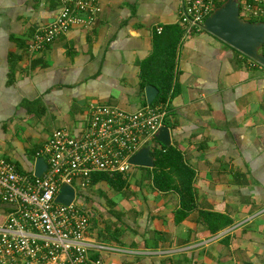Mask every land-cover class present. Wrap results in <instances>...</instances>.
Returning <instances> with one entry per match:
<instances>
[{
	"label": "crops",
	"instance_id": "1",
	"mask_svg": "<svg viewBox=\"0 0 264 264\" xmlns=\"http://www.w3.org/2000/svg\"><path fill=\"white\" fill-rule=\"evenodd\" d=\"M181 2L100 0L89 23L32 51L58 0H0V158L32 171L51 132H80L91 103L145 105L140 67ZM175 60L163 124L195 171L194 206L154 187L152 166L134 164L121 190L90 177L77 201L92 212L87 252L104 264H264V69L204 28L181 37ZM10 209L0 201V222ZM212 211L231 222L211 231Z\"/></svg>",
	"mask_w": 264,
	"mask_h": 264
},
{
	"label": "built area",
	"instance_id": "2",
	"mask_svg": "<svg viewBox=\"0 0 264 264\" xmlns=\"http://www.w3.org/2000/svg\"><path fill=\"white\" fill-rule=\"evenodd\" d=\"M224 1L182 0L177 21L184 31L182 37L203 29L206 16ZM99 2L58 0L57 13L34 30L28 49H44L71 27L89 23V14L101 9ZM237 2L242 18L264 20V0ZM161 29L156 27L158 32ZM249 62L264 69L251 57ZM166 113L167 101L132 110L91 103L80 132L55 128L36 151L47 165L40 175L0 158V201L11 206L0 222V264H104L100 254L87 252L91 244L85 230L92 212L76 202V194L90 183L93 171L130 170L131 155L145 145L151 149ZM62 183L74 187L68 204L55 201Z\"/></svg>",
	"mask_w": 264,
	"mask_h": 264
},
{
	"label": "trees",
	"instance_id": "3",
	"mask_svg": "<svg viewBox=\"0 0 264 264\" xmlns=\"http://www.w3.org/2000/svg\"><path fill=\"white\" fill-rule=\"evenodd\" d=\"M183 32V28L176 21V23L163 26L160 32L155 30L153 34L152 51L143 61L139 72L142 89L149 83L158 88V94L152 103L166 102L173 91L172 80L177 46ZM151 154L154 158V165L151 167L154 187L160 190H176L181 206L186 211L193 208L195 171L183 161L181 152L171 144L164 145L155 139L151 146ZM90 177L91 182L99 181L115 190H121L127 184V173L95 171ZM183 214L186 212L184 211ZM205 215L208 217L209 229L213 232L231 222V218L219 212H205Z\"/></svg>",
	"mask_w": 264,
	"mask_h": 264
},
{
	"label": "water",
	"instance_id": "4",
	"mask_svg": "<svg viewBox=\"0 0 264 264\" xmlns=\"http://www.w3.org/2000/svg\"><path fill=\"white\" fill-rule=\"evenodd\" d=\"M203 28L223 41L229 43L247 56L264 65V20L253 21L244 19L239 15L237 0H225L216 7L203 21ZM147 103H152L158 94V88L154 84L144 86ZM156 139L164 144H170V131L167 125L162 124ZM130 161L135 165L153 166L154 158L150 147L145 145L131 155ZM46 162L42 156H37L33 172L40 175L46 168ZM74 198V187L68 183H62L55 201L68 204Z\"/></svg>",
	"mask_w": 264,
	"mask_h": 264
},
{
	"label": "rangeland",
	"instance_id": "5",
	"mask_svg": "<svg viewBox=\"0 0 264 264\" xmlns=\"http://www.w3.org/2000/svg\"><path fill=\"white\" fill-rule=\"evenodd\" d=\"M59 124H56V126H58ZM131 167H135V165L133 164ZM132 169V168H131ZM79 198V193L76 194V202L78 201ZM86 204V203H85Z\"/></svg>",
	"mask_w": 264,
	"mask_h": 264
}]
</instances>
